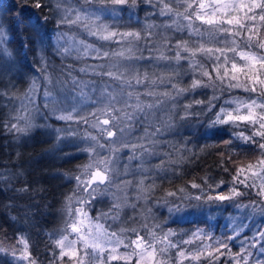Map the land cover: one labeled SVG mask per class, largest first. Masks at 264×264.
<instances>
[{
    "label": "trees",
    "instance_id": "16d2710c",
    "mask_svg": "<svg viewBox=\"0 0 264 264\" xmlns=\"http://www.w3.org/2000/svg\"><path fill=\"white\" fill-rule=\"evenodd\" d=\"M73 1L71 0V6H78ZM78 1L86 5L84 0ZM41 2L46 6L37 9L33 6L34 0H0V28L5 33L3 42L0 43V175L10 178L7 181L0 180V246L7 250L0 252V264H14L11 250L15 248L19 253L23 247L18 242L21 237L27 240L29 251L37 264H50L53 261V253L57 255L59 253L54 241L59 238L65 226L66 197L76 191V181L70 177L78 175L79 167L88 163V154L80 151L88 147V142L84 140L85 133H96L86 124L66 122L56 117L62 114V110L70 109L73 105L77 106L81 115H87L97 107L93 101L99 99L100 88L105 83L112 87L116 86V82L94 74L91 68L87 73L79 72L80 68L100 64H103L105 68L118 65L121 71L127 69L133 74L136 71L147 72L150 78L160 76L166 78L176 72L179 76L173 82L185 88L191 85L193 79L200 76L199 71L190 68L186 60L180 61L177 65L174 61L169 64L167 61L158 59L161 52L169 57L174 55L173 51L164 48V36L170 38L174 47L177 40L187 39L186 32H176L172 29L165 31L162 27L153 28L151 51L145 47L143 40L138 43L132 41L131 45L127 41L105 42L89 35L82 27L58 28V17L51 7L55 4V0H41ZM92 7L100 9L102 7L100 0H93ZM179 10L182 11V9ZM153 11L156 10L143 3L136 8L125 6L124 10H118L115 16L107 14L106 11L99 13L101 19L97 23L107 24L110 29L119 32L138 31L145 35L147 24L159 26L169 22L167 17L149 15ZM44 17L48 18L46 23ZM58 33H64V38L68 34L74 39L83 40L102 51L110 53L124 51L125 57L135 58L126 59L119 55H110L105 60H97L91 56L82 57L75 47L65 46L59 40V45L70 49V52L66 54L63 52V47L58 49ZM261 35L264 36V31ZM128 40L131 41V38ZM129 46L132 47V53L127 52ZM200 60L211 71V62L203 57H200ZM45 64L47 74H50L53 80L47 88L56 97L58 101L56 104L46 101L44 97L46 73L43 68ZM69 70L78 80L88 82V87L84 88L87 99L80 96L79 87L73 88L70 80L67 84L63 83L67 79ZM97 71H99L98 68ZM33 79L40 87L33 97V103H30L27 97L31 95L28 89ZM93 87L96 88L95 92L92 91ZM136 91L144 92L145 88L141 86ZM155 91L162 93L171 91V88L167 85H159ZM248 95L241 89L221 91L213 88H197L176 97L175 101L161 97L162 103L149 116V119L162 129L156 138L155 154L143 156L131 162L128 159L130 149L122 147V144L135 143L137 137L144 132L145 122L141 120L140 123H136L131 133L126 131L121 135L117 132V136L112 138L116 140L114 147L119 149L116 152L118 163L114 173V184L106 195L98 196L92 202L90 210L87 205L85 206L93 222L101 212L108 211L113 203L114 194L121 199L126 196L128 203L137 205L135 210L130 207L123 209L122 221H129L130 217H135L136 223L131 224L129 221V225L140 227L147 218L149 228L159 224L165 232L172 230L175 233L170 237L173 242L192 239L193 234L198 230H202L213 240H224L227 236L234 235L233 229L237 225L244 223L248 227L239 237L228 242L231 253L222 250L225 255L214 262V264H233L230 256L240 251V241L245 236L251 237L257 227L264 228V218L259 213L250 219H245L250 210L235 206L248 204L253 200L259 201L260 197L255 189L245 190L240 185V189L247 194L234 201L222 203H205L203 198L201 201L185 200L184 210L180 213H170L169 206L163 203L162 198L168 191H177L180 187H185L191 196L199 195L200 191L191 188L190 182L201 184L203 187L205 177L208 178L209 184H215L221 180L225 182L220 189L211 192L205 187V194L215 195L218 191L227 194L236 168L246 166L250 162L254 163L259 158L258 150L234 138L233 134L240 131H244L245 135L251 134V129L246 125L209 127L211 121L215 119V113L222 106L228 107L225 101H231L234 98L245 99ZM213 96L217 97L213 100L215 107L207 111V103ZM144 99L154 101L155 98L144 97ZM194 100L204 101L203 104L194 105L190 109L199 114L181 119L184 115V105ZM46 103L47 107H45ZM29 115L33 118L34 127L28 133L9 131L5 127L6 124L16 123L14 119L16 116ZM20 126H23V121H20ZM70 132H75L76 135L71 136ZM58 136L63 139L58 140ZM259 139L257 137V140ZM228 140H232V143H225ZM169 153L171 157L166 155ZM221 153L224 159L223 167H221ZM137 155L139 156V153ZM173 159L180 161L178 174H174L171 165ZM161 160L165 163L163 167H158ZM224 167L228 168L227 172L223 170ZM125 168L128 169L127 175H125ZM145 169L147 171H144ZM141 179L144 180L145 186L155 185L154 189L147 194L149 196L147 202L136 200L138 194L136 183ZM121 181L132 183L125 187ZM25 185L29 187L28 193L16 191ZM76 194L87 195L86 193ZM180 195L182 194L177 193V197ZM167 199L172 201L177 198L167 197ZM157 200L161 203L157 204ZM149 208L150 214L147 211ZM99 223H102L109 231H118L121 226H129L122 225L120 221L114 223L111 219H102ZM156 231L160 232V229ZM141 234L143 235L144 232ZM74 236L75 234L69 238L73 239ZM213 240L206 238L193 240L192 244H181V247L195 249L198 245L213 243ZM119 251L123 253L125 249L121 247ZM175 253L176 249L169 251L172 258L169 264H173L178 259ZM65 264H68L67 257H65ZM112 264H123V262L113 261ZM183 264H197V262L185 260ZM199 264H209V260L202 257Z\"/></svg>",
    "mask_w": 264,
    "mask_h": 264
},
{
    "label": "snow or ice",
    "instance_id": "6c2138e0",
    "mask_svg": "<svg viewBox=\"0 0 264 264\" xmlns=\"http://www.w3.org/2000/svg\"><path fill=\"white\" fill-rule=\"evenodd\" d=\"M102 7L95 9L92 7L93 0H84L89 7H72L70 0H55L51 6L54 9L57 19V27H82L89 35L95 36L98 40L105 42L123 43L127 41L130 45L132 41H144L145 47L151 51L153 47L151 38L153 28L162 27L167 31L172 29L176 32H186L187 39L181 38L175 42L173 47L169 37H163V46L174 52L172 57L160 53L158 59L167 61L171 64L173 61L179 65L180 61L186 60L189 67L198 70L199 78L192 80L189 87H180L173 80L177 79L179 73L173 72L168 77L150 78L147 72L134 74L129 70H120L118 65L105 68L103 64L79 69L81 73L91 71L101 77H107L108 80L116 82V86L105 83L100 88V97L93 101L97 105L94 111L87 115H81L76 105L70 109L62 110V114L56 118L66 122H76L88 125L95 131L86 132L84 140L88 142V147L80 151L88 154V163L79 167V174L70 177L76 181L75 193L66 197L65 226L61 230L58 239H55V247L59 249L58 255L53 253V261L50 264H65V257L68 258V264H112L113 261H122L123 264H169L172 259L169 255L171 249H176V259L173 264H183L185 260L190 262L201 261L202 257L209 260V264H214L220 256L225 255L226 250L231 253L228 242L241 235L247 224L241 223L234 229V235L227 236L224 240H213L211 236H206L202 230L193 234V238L184 241L173 242L170 237L175 235L172 230L164 231L159 224H154L149 228L146 219L140 227L129 225L136 223L135 217H130L129 221L121 220V212L125 207L136 209L135 203H128L127 197L121 199L113 194L110 208L107 212H101L95 218L89 215L92 202L98 197L106 195L109 188L114 184V173L118 157L115 148L117 132L123 135L126 131L131 133L136 123L141 120L145 122L144 132L137 137L135 143H123L122 147L130 149L128 157L129 162L139 159L143 156H152L155 154L156 138L161 133V127L149 119L153 110L162 103L161 97H166L175 101L176 97L185 93L194 91L197 88H213L218 90L241 89L249 95L245 99L234 98L231 101H225L228 107L222 106L215 113V119L211 121L209 127L216 125H232L240 127L241 124L251 129L250 135H245L244 131L234 133V138L245 145L253 146L259 151L260 156L254 162L246 166H238L235 174L232 176L231 187L227 194L222 191L215 195L205 194L206 187L209 192L220 189L224 185L221 180L215 184H209L208 178L203 179L201 184L190 182V187L198 189L199 195L191 196L187 193L185 187H180L177 191H168L163 199V203L168 207L170 213H180L184 210L185 200H197L205 203L234 201L247 194L240 189V185L245 190L255 189L260 197L259 201L253 200L248 204H236L239 209L250 210L245 219L252 218L259 213L264 218V0H100ZM143 3L150 8L155 9L149 15H159L168 18V23L162 25L147 24L145 26V35L138 31L119 32L110 29V26L100 21L99 13L110 11L113 16L117 11H123L124 7L136 8ZM109 5L111 8H109ZM33 6L42 9L46 5L41 0H34ZM179 9H182L179 10ZM44 17V22H47ZM39 22V21H38ZM91 22V23H89ZM5 33L0 28V43L3 42ZM58 49L63 47L59 45V40L64 38V33H58ZM131 38V41L128 40ZM82 57L91 56L93 59L105 60L110 55H119L126 59L135 57H125L124 51L120 53H110L95 48L85 41L79 42V47L75 49ZM64 53H69L68 47H63ZM128 53H132V47L127 48ZM94 53V55H93ZM200 57L211 62V71L201 62ZM143 59V57H140ZM151 59V57H149ZM97 68L99 71H97ZM45 90L44 97L46 101L53 104L58 103L56 97L48 90L47 85L52 84L53 80L50 74H47V65H44ZM206 78V79H204ZM71 82L73 88L79 87L80 96L87 99L84 88L88 87V82L78 80L72 76L71 70L67 72V79L64 84ZM59 82V81H58ZM159 85H167L171 91L158 93L155 91ZM143 86L144 92L136 91L138 87ZM39 84L35 79L31 82L27 99L33 103V97L39 89ZM118 89V90H117ZM131 89V90H128ZM93 92L96 88L93 87ZM144 97L155 98L145 100ZM213 96L207 103V111L215 107ZM204 101L194 100L192 103L184 105V115L181 119H187L192 115H198L190 111L194 105L203 104ZM234 105V107H232ZM47 107V103L45 104ZM16 123L6 124L9 131L17 133H28L33 124V118L29 116H16ZM23 121V126H20ZM167 127V126H166ZM59 131V130H57ZM69 135H76L70 132ZM257 137L260 139L257 140ZM58 140L63 137L58 136ZM104 141L103 143L101 141ZM231 144L232 140L225 141ZM179 151V150H178ZM139 153V156L137 155ZM171 157V154H166ZM221 167L224 165L223 153H221ZM230 160L231 157L229 156ZM143 163V161H141ZM165 161L161 160L160 166L163 167ZM180 161L171 160L174 174H178ZM225 172L228 168L224 167ZM144 171H147L146 169ZM128 169L125 168V175ZM9 177L0 175V180L7 181ZM258 182V183H257ZM131 181H121L125 187L131 185ZM103 186V188L101 187ZM155 185L145 186L143 179L136 183V200L147 202V195L154 189ZM122 190V189H118ZM17 192L28 193L29 187L17 189ZM76 193H86L87 195H77ZM177 193H180L177 197ZM167 197H174L169 201ZM161 203L160 200L156 201ZM78 205V206H77ZM89 210H86V206ZM148 213H151L149 208ZM111 219L114 223L120 221L122 225L118 231H109L104 227L100 220ZM156 229H160L157 232ZM141 232H144L142 235ZM75 234L73 239L69 237ZM135 238H132V237ZM213 240V243L198 245L195 249H184L181 244H192L193 240L203 239ZM23 245L22 249L13 248L11 255L14 264H37L29 251L27 240L21 237L18 241ZM79 244V247L77 245ZM123 247L125 251L121 253L119 249ZM130 250V251H129ZM7 251L0 246V252ZM233 264H264V228L257 227L251 237L245 236L240 241V251L234 256H230Z\"/></svg>",
    "mask_w": 264,
    "mask_h": 264
},
{
    "label": "rangeland",
    "instance_id": "374dc122",
    "mask_svg": "<svg viewBox=\"0 0 264 264\" xmlns=\"http://www.w3.org/2000/svg\"><path fill=\"white\" fill-rule=\"evenodd\" d=\"M73 2H75L78 6H74V7H88L89 5H84V4H82L81 2H79L78 0H74ZM70 4H71V0H70ZM72 5V4H71ZM73 7V6H72ZM109 8H111V7H109ZM107 12V14L109 13V14H111V12L110 11H106ZM80 41H83V40H79V39H74V38H72V37H70L68 34H66V36H65V38H63L62 40H61V43L63 44V45H65V46H71V47H75V48H77V47H79V42Z\"/></svg>",
    "mask_w": 264,
    "mask_h": 264
}]
</instances>
